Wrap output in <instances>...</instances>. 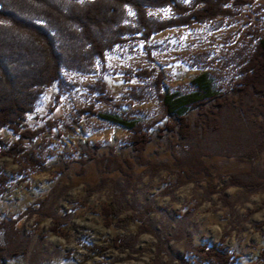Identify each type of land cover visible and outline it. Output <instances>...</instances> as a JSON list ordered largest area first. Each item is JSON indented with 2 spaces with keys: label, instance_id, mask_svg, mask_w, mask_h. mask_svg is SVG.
Returning a JSON list of instances; mask_svg holds the SVG:
<instances>
[{
  "label": "rangeland",
  "instance_id": "rangeland-1",
  "mask_svg": "<svg viewBox=\"0 0 264 264\" xmlns=\"http://www.w3.org/2000/svg\"><path fill=\"white\" fill-rule=\"evenodd\" d=\"M263 5L264 0H252L237 7L233 17L158 32L149 40L155 46L150 54L153 60L148 58L143 41L133 38L106 55L107 72L103 73L96 61L93 73H63L67 81L78 84L62 92L58 100V90L48 88L27 117L28 128L43 129L26 144L27 150L45 159L43 170L26 176L21 173L24 162L3 153L17 135L8 128L1 130L0 171L11 178L12 190L0 195V244L24 251L3 264H186L181 258L184 255L191 261L192 256L185 255L190 243L210 246L220 243L223 235V247L238 255L233 264L258 262L264 247V186L229 185L213 192L203 173L181 177L176 156L185 161L190 154L180 145L171 149L165 138L154 139L146 149L151 167L135 164L132 175L119 171L102 175L100 166L92 161L81 173L75 160L87 148L85 142L89 146L100 142L103 149L97 151L99 156L108 145L120 156L129 153L127 128L109 125L97 116L77 115L90 102L99 111L110 109L94 102L85 89L87 84L103 76L115 102L125 111L136 110L135 117L140 120H157L155 129L166 120L155 96L129 104V90L144 84L136 72L151 66L161 69L164 89L175 92L180 105L186 102L184 97L193 94L191 81L200 74L209 76L214 92L231 88L240 78L239 65L231 56L249 40L250 28L264 30ZM149 14L168 18L173 12L162 7L149 9ZM199 53L202 61L191 66L190 58ZM247 115L253 117L251 112ZM225 130L223 136H213L208 142L194 140L191 151L210 152L204 162L214 182L223 179L226 183L232 176L247 182L252 167L240 157L255 144L258 134L235 116L225 122ZM255 166L264 175V150ZM177 178L182 183L175 186ZM112 200L123 209L107 223L103 205ZM117 235L131 238L132 245L115 247ZM91 246L96 247L92 250ZM99 248L104 250L101 254Z\"/></svg>",
  "mask_w": 264,
  "mask_h": 264
},
{
  "label": "trees",
  "instance_id": "trees-1",
  "mask_svg": "<svg viewBox=\"0 0 264 264\" xmlns=\"http://www.w3.org/2000/svg\"><path fill=\"white\" fill-rule=\"evenodd\" d=\"M250 3L252 0H0V131L8 128L17 135L3 153L24 162L19 171L25 176L44 169L45 159L26 147L43 129L28 128L27 117L35 111L48 88L58 90L55 95L58 100L62 92L78 84L67 81L63 73H93L96 61L101 63L103 73L107 72L106 55L133 38L143 41L148 58L153 60L150 54L155 46L150 45L149 40L154 34L174 26L233 17L237 7ZM162 7H170L173 14L168 18L149 14V9ZM221 25L222 21L216 27ZM247 35L251 36L249 40L231 56L239 65L240 74L231 88L214 92L209 76L200 74L191 81L194 92L183 98L186 101L183 105L178 103L175 92L168 93L164 89L165 76L161 69L151 66L136 72L144 84L132 87L127 98L129 104L152 96L159 100L166 120L155 129L152 128L157 120H140L135 117L136 110L125 111L115 102L103 76L99 75L93 83L87 84L85 89L94 102L108 105L110 109L99 111L90 102L80 108L77 115L97 116L109 125L127 128L129 153L120 156L114 146L108 145L99 156L97 151L103 149V145L98 142L89 146L85 142L87 148L82 149L79 159L75 160L80 165L79 171L84 173L87 162L92 161L100 166L102 175L116 171L132 175L135 164L151 167L146 159V149L154 139L165 138L171 149L180 145L190 154L185 161L183 156H176L181 177L203 173L213 192L222 191L229 185H248L253 189L258 185L264 186V175L258 173L255 166L256 159L264 150V30L253 26ZM201 54L190 58L191 66L202 61ZM54 108L55 105L51 110ZM226 110L230 115L225 113ZM248 111L253 113L252 118L247 115ZM234 116L248 122L258 134L255 144H251L240 157V161L252 167L251 176L247 182L233 176L226 183L223 179L214 182L204 162L210 152L203 148L191 151V142H208L213 136H223L225 122ZM10 180L6 173L0 171V195L6 196L11 192ZM176 180L175 186L182 183L178 178ZM122 209L121 203L114 200L105 203L102 213L107 223H111ZM224 238L225 235L220 238V243L210 246L190 243L185 255L190 254L192 259L188 261L183 255L182 261L186 264H233L238 255L223 247ZM132 242L126 236L113 238V245L118 248L128 247ZM94 247L89 248L93 250ZM103 251L99 248L97 252L101 254ZM22 254L24 251L17 246L3 247L0 244V264ZM250 264H264V247L258 262Z\"/></svg>",
  "mask_w": 264,
  "mask_h": 264
},
{
  "label": "snow or ice",
  "instance_id": "snow-or-ice-1",
  "mask_svg": "<svg viewBox=\"0 0 264 264\" xmlns=\"http://www.w3.org/2000/svg\"><path fill=\"white\" fill-rule=\"evenodd\" d=\"M81 2H83V0H81Z\"/></svg>",
  "mask_w": 264,
  "mask_h": 264
}]
</instances>
